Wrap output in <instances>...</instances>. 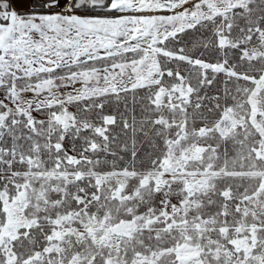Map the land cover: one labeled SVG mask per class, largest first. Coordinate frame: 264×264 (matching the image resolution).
<instances>
[{"label": "snow or ice", "instance_id": "1", "mask_svg": "<svg viewBox=\"0 0 264 264\" xmlns=\"http://www.w3.org/2000/svg\"><path fill=\"white\" fill-rule=\"evenodd\" d=\"M0 264H264V0H0Z\"/></svg>", "mask_w": 264, "mask_h": 264}]
</instances>
